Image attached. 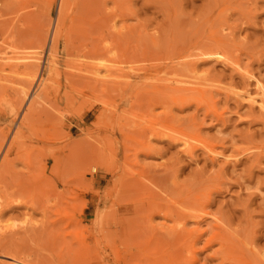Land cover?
Returning <instances> with one entry per match:
<instances>
[{
  "label": "rangeland",
  "instance_id": "obj_1",
  "mask_svg": "<svg viewBox=\"0 0 264 264\" xmlns=\"http://www.w3.org/2000/svg\"><path fill=\"white\" fill-rule=\"evenodd\" d=\"M59 1L0 0V264H142L153 231L171 232L152 247L158 264H232L239 251L264 261V113L238 96L255 91L243 71L264 83V0H100L87 19L83 0H68L54 48ZM216 39L236 67L186 64L185 55ZM28 64L38 65L40 96L14 113ZM176 79L188 89L173 88ZM193 137L210 141L215 154ZM146 194L204 202L211 213L197 227L187 221L189 235L175 242L172 221L141 223ZM215 218L229 220L239 251L205 246Z\"/></svg>",
  "mask_w": 264,
  "mask_h": 264
},
{
  "label": "bare ground",
  "instance_id": "obj_2",
  "mask_svg": "<svg viewBox=\"0 0 264 264\" xmlns=\"http://www.w3.org/2000/svg\"><path fill=\"white\" fill-rule=\"evenodd\" d=\"M79 1V0H78ZM97 1L99 2L100 0H83L82 1V3H83V6L80 4L79 5V7L80 6H82V7H80L79 9L81 10V13H80V11H79V14L81 15V16H90L89 15V13L91 12V8H92V6L94 5V4H96L97 3ZM67 2H69L68 0H60L59 1V6H58V11H57V16H56V20H55V22H54V24H53V28H52V35H51V37H50V43H51V45H54V48L57 46V44L59 43V40L61 39V35H62V33H61V29H62V27L65 25V21H66V18H67V8H68V5H67ZM101 2H102V0H101ZM81 3V2H80ZM92 5V6H91ZM99 5V4H98ZM98 5H97V8H98ZM95 6V5H94ZM97 8H92V9H97ZM93 10V11H94ZM92 11V12H93ZM97 11V10H96ZM95 14V13H94ZM80 16V17H81ZM79 17V16H78ZM85 17V18H86ZM85 18H83V19H85ZM76 19V18H75ZM79 19V18H78ZM80 19H82V17L80 18ZM87 19V18H86ZM77 21V20H76ZM81 21V20H80ZM80 21H78V22H80ZM83 21V20H82ZM91 21V20H90ZM86 22V21H85ZM85 22H84V24H85ZM97 23H98V21H97ZM101 23V22H100ZM79 24V23H78ZM80 24H83V23H81L80 22ZM87 24V23H86ZM91 25V24H90ZM90 25H88V26H90ZM93 25V24H92ZM103 24H100V26H102ZM87 26V27H88ZM95 26H98L97 24L95 25ZM91 27V26H90ZM99 27V26H98ZM102 28V27H101ZM100 28V29H101ZM78 29H79V27H78ZM85 29V28H84ZM89 29V28H88ZM95 30H92V29H90L92 32L93 31H98V30H96L97 28H94ZM86 30V29H85ZM82 31H83V29H82ZM76 32H78V31H76ZM88 32V31H87ZM82 33V32H81ZM85 35H88V34H85ZM44 37H45V35H43ZM79 36V35H78ZM84 36V35H83ZM89 36V35H88ZM120 36V35H119ZM43 37V38H44ZM80 37V36H79ZM121 37H123V35H121ZM46 39V38H45ZM154 39V38H153ZM156 39V38H155ZM42 40H44V39H42ZM217 40L218 39H216V42H217ZM155 42V41H154ZM214 43V46L213 45H211V47L210 48H207V46H206V48H204V49H202V50H199L198 48V52L195 50V52L196 53H194V51H193V53L191 54V53H189L188 55H185V57L186 58H188L189 57V60L187 61V63L186 64H191L192 66H194V65H196V63H198L199 61L201 62V61H207V59H213V60H217V61H220L222 64L224 63V64H227V65H229V64H231V65H233V67H236L237 65V63L235 64H232L233 63V60L232 59H228L229 57H227L226 55L228 54H224L223 53V49H221L222 47H221V43H219V40H218V42L217 43ZM219 43V44H218ZM220 45V46H219ZM213 46V47H212ZM39 47V46H38ZM42 47V46H41ZM203 48V47H202ZM187 49V48H186ZM40 50H41V48H40ZM55 50V49H54ZM194 50V49H193ZM91 51V50H90ZM189 51V50H188ZM225 52V51H224ZM34 53V52H33ZM92 53V52H91ZM181 53V52H180ZM183 53H185V52H183ZM226 53V52H225ZM26 54V53H25ZM31 54V53H30ZM37 54V53H36ZM177 55H179L178 53H177ZM52 56V55H51ZM50 56V58H51V60H52V58H54V57H51ZM34 56L33 55H30L29 57H27L29 60L31 59H34L33 58ZM85 57V56H84ZM176 57V56H175ZM11 58V57H10ZM174 58V57H173ZM181 58V57H180ZM180 58H179V60H180ZM185 58V59H186ZM191 58V59H190ZM231 58H233V57H231ZM12 59V58H11ZM86 59V58H85ZM91 59V58H90ZM175 60H177V59H175ZM229 60L231 61V63L229 62ZM42 61V60H41ZM182 61V60H181ZM30 62V61H29ZM33 62V61H32ZM111 62V61H110ZM109 62V63H110ZM174 62V61H173ZM184 62V61H183ZM185 62H186V60H185ZM184 62V63H185ZM238 62V61H237ZM28 63V62H27ZM112 63H113V61H112ZM118 63H120V62H118ZM181 63V62H180ZM122 64V63H121ZM175 64V63H174ZM179 64V63H178ZM202 64V63H201ZM240 64V63H239ZM31 65V64H30ZM113 65H115V64H113ZM119 65V64H118ZM234 65H236V66H234ZM116 66V65H115ZM175 66V65H174ZM243 66V65H242ZM76 67V66H75ZM78 67V66H77ZM88 67V66H87ZM110 67H112V66H110ZM188 67H190V65L188 66ZM244 67V66H243ZM114 69H116V67H113ZM133 68V67H132ZM168 68V67H167ZM170 68V67H169ZM169 68L168 69H166V70H169ZM191 68V67H190ZM193 68V67H192ZM195 68V67H194ZM47 69H48V67H47ZM97 69V68H96ZM95 69V70H96ZM112 69V68H111ZM110 68H109V66L106 68V71H108V72H110V70H111ZM114 69L113 70H111L112 71V73H113V71H114ZM134 69V68H133ZM171 69H172V67H171ZM178 69V68H177ZM238 69V68H237ZM236 69V70H237ZM90 70V69H89ZM117 70H120V69H117ZM121 70H123V69H121ZM179 70V69H178ZM182 70V69H181ZM194 70H196V68L195 69H193V71ZM235 70V69H234ZM241 70V69H240ZM99 71V70H98ZM171 71V70H170ZM174 71H175V69H174ZM174 71H172V73L174 72ZM192 71V70H191ZM238 71V70H237ZM246 71V72H245ZM245 71H243L244 73H241L244 77H246V79H248V80H254L255 81V83H254V85H255V91L254 92H252V91H250L249 89H247V88H245V90L241 93V94H238V96L243 100V101H245L246 102V104H249V105H251V106H255V107H258V109L260 110V112H262V113H264V83H262L259 79H257L255 76H254V74H252V73H250V71L248 72V70H245ZM16 72V71H15ZM97 72V71H96ZM95 72V73H96ZM119 72V71H118ZM168 72V71H167ZM176 73H177V71H175ZM233 72V71H232ZM235 72V71H234ZM240 72H242V71H240ZM251 72H252V70H251ZM21 73H23V72H21ZM25 73V76H26V79H24L25 81L24 82H26V84L24 83V85H20V89H18L19 91H18V93H20V101L19 102H17L16 103V105H13L12 106V111L11 112H18V109H20L19 108V106L21 107V103L25 100V101H28L29 102V104H31L32 103V99L35 97L34 95H36V96H40V93L38 92L39 90V87L42 85V82H41V76L38 74V65H33V66H29V64H28V67H27V71L26 72H24ZM23 73V74H24ZM40 73V72H39ZM64 73V72H63ZM116 73V76H117V71L115 72ZM175 73V74H176ZM194 73V72H193ZM65 74V73H64ZM63 74V75H64ZM111 74V73H110ZM119 74V73H118ZM120 74H121V72H120ZM120 74H119V76H120ZM126 74H128V72H126ZM126 74L124 73V77L126 76ZM130 74V73H129ZM128 74V75H129ZM178 74V73H177ZM171 75H173V74H171ZM179 75V74H178ZM238 75V74H237ZM113 76H115V74L113 75ZM118 76V77H119ZM122 76V75H121ZM110 77H111V75H110ZM171 77H174V76H171ZM192 77V76H191ZM4 78V77H3ZM2 78V79H3ZM5 78H7V77H5ZM4 78V79H5ZM127 78H128V76H127ZM168 78V77H167ZM193 78V77H192ZM195 78V77H194ZM200 78V77H199ZM49 79V78H48ZM168 79H170V78H168ZM178 79V78H177ZM177 79L176 80H173V82L174 81H177ZM198 79V78H197ZM18 80H20V79H18ZM179 80H180V78H179ZM182 80V79H181ZM180 80V81H181ZM184 80V79H183ZM183 80H182V83H185V81L183 82ZM196 80V79H195ZM23 81V80H22ZM169 81V80H168ZM16 82V81H15ZM17 82H19V81H17ZM37 82V84H36V86L35 87H37V85H38V88H35L34 90H32V86H33V84L34 83H36ZM106 82V81H105ZM112 82V81H111ZM122 83L121 81H118V83ZM172 82V83H173ZM178 82V81H177ZM177 82H174V84H173V88H177V87H179L180 88V90H181V88L182 87H184V86H182V87H180V85L178 86V85H175V84H178ZM189 82H190V85H191V83L194 85V83H195V81L194 82H192V81H190L189 80ZM20 84L22 83V82H19ZM113 83V82H112ZM171 83V82H170ZM196 83H198V82H196ZM249 83V82H248ZM188 84V83H187ZM199 84H201V83H199ZM199 84H197L198 86H199ZM26 85V86H25ZM35 85V84H34ZM174 85H175V87H174ZM183 85V84H182ZM208 85V84H207ZM210 85H212V84H210ZM44 86V85H43ZM113 86H114V84H113ZM118 86H120V85H118ZM118 86H114V87H118ZM188 86V85H187ZM196 86V85H195ZM209 86V85H208ZM186 87V86H185ZM185 87L184 88H182V89H185ZM189 87V86H188ZM201 87V86H200ZM54 88V87H53ZM179 88H177V89H179ZM193 89H195L194 87H192ZM192 88H190V89H192ZM198 88V87H197ZM176 89V90H177ZM188 88L186 87V89L185 90H187ZM202 89V88H201ZM200 89V90H201ZM204 89V88H203ZM240 89V88H239ZM198 90V89H197ZM10 96V95H9ZM37 98V97H36ZM39 99V98H38ZM11 100V99H10ZM19 100V99H18ZM40 100V99H39ZM44 100V99H43ZM43 100H41L42 102H43ZM41 101H40V103H41ZM6 102H8L9 103V101L7 100V101H5V103ZM34 102H36V100H34ZM38 102V101H37ZM40 103H38V105H40ZM103 103V102H102ZM14 104V103H13ZM28 104V106L30 107V105ZM37 104H36V108H38L37 106H38ZM85 105V104H84ZM90 106V105H89ZM29 107H28V110H29ZM33 107H35V106H33ZM88 107V106H87ZM2 108V107H1ZM32 107H30V109H31ZM90 107H88V109H89ZM34 110L33 111H35V108H33ZM81 109V108H80ZM26 110H27V108H26ZM32 110V109H31ZM46 110V109H45ZM38 111H40V108H39V110ZM26 112V111H25ZM31 111H29V113H30ZM37 112V111H36ZM42 111H40V113H41ZM48 112V111H47ZM22 113H24V112H22ZM27 113V115H29V113L28 112H26ZM25 113V114H26ZM43 113H45L44 111H43ZM215 113V112H214ZM25 114H23L24 116H25ZM51 113L49 112V115H50ZM12 115H13V113H12ZM40 115H42V114H40ZM44 115V114H43ZM24 116H22L21 118H24ZM27 117H32L31 115L30 116H27ZM35 117V116H34ZM46 117V116H45ZM26 118V117H25ZM56 118V117H55ZM31 119V118H30ZM29 119V120H30ZM39 119V118H38ZM41 119V118H40ZM24 121H25V119H23ZM26 120H28V119H26ZM43 121V120H42ZM27 122V121H26ZM25 122V123H26ZM36 122H38L37 120H36ZM35 122V123H36ZM41 123V122H40ZM8 124V123H7ZM24 124V123H23ZM57 130V129H56ZM21 131H22V129L20 130V131H18L17 132V139L19 138V135L21 134ZM53 131V130H52ZM52 131H50V132H52ZM55 131V130H54ZM53 131V132H54ZM59 131V130H58ZM57 131V132H58ZM41 132V131H40ZM57 132H56V134L55 135H57L58 136V134H57ZM43 134V133H42ZM181 134H183V133H181ZM40 135V134H39ZM38 135V136H39ZM60 135V134H59ZM56 136V137H57ZM46 137V136H45ZM67 138V137H66ZM94 138V137H93ZM15 139V138H14ZM13 139V140H14ZM16 139V140H17ZM95 139V138H94ZM193 139L194 140H199L200 139V137L198 138H196V137H193ZM20 140V139H19ZM182 143L184 144V147L185 148H187L186 149V151H189L190 153L192 152V149H190L192 146H191V144H190V142H189V139H186V138H183L182 137ZM201 140V143H202V145L204 146V148L206 149V150H208L211 154H215V149H214V145L212 144V143H210V141L209 142H206V140H202V139H200ZM18 141V140H17ZM73 142V141H72ZM71 142V143H72ZM75 143V142H74ZM77 143V142H76ZM16 144V143H15ZM17 144H19V143H17ZM75 145V144H74ZM77 145V144H76ZM91 144H89L88 146H90ZM12 147V146H11ZM71 147H72V145H71ZM260 147H262V146H260ZM66 148V147H65ZM87 148V147H86ZM259 148V147H258ZM64 149V148H63ZM91 149H93V148H91ZM10 150V149H9ZM67 150V149H66ZM73 150V149H72ZM71 150V151H72ZM69 151V150H68ZM70 151V152H71ZM75 151V150H74ZM85 151H86V149H85ZM93 150H91V152H92ZM94 151H95V149H94ZM93 151V152H94ZM145 151H147V149L145 150ZM189 152H187V153H189ZM260 152H262V148H260ZM72 153V152H71ZM189 153V154H190ZM89 155H92V154H89ZM94 155V154H93ZM77 157V156H76ZM90 157V156H89ZM3 166V165H2ZM1 167V166H0ZM1 174H3V173H1ZM1 174H0V177H1ZM2 178V177H1ZM1 181V180H0ZM1 182H3V181H1ZM0 182V183H1ZM160 182V181H159ZM144 185V184H143ZM143 185H141V186H143ZM218 185V184H217ZM214 186V185H213ZM220 186V185H219ZM144 187H145V185H144ZM143 187V188H144ZM169 187V186H168ZM162 188V187H161ZM214 188H216V187H214ZM163 189H167V188H163ZM173 188H171V189H169V190H172ZM218 189V188H217ZM144 190V189H143ZM214 190H216V189H214ZM147 191H148V189L146 190V193H147ZM142 192H145V190L144 191H142ZM141 192V193H142ZM149 192H151V191H148V193L147 194H149ZM170 192H172V191H170ZM193 192V191H192ZM212 192V191H211ZM218 192H219V189H218ZM158 193V192H157ZM191 193V192H190ZM201 193V192H200ZM144 193H142V195H143ZM146 194V195H147ZM178 194H182V193H178ZM193 194V193H192ZM156 195V193H154V196ZM170 195V194H169ZM175 195V194H174ZM197 195H199V194H197ZM147 196H149V197H151V194L150 195H147ZM177 196H179V195H177ZM177 196H176V198H177ZM184 196V195H183ZM207 196V195H206ZM141 197V196H140ZM143 197H145V196H143ZM143 197H141V198H143ZM157 197L159 198L160 196H158V194H157ZM156 197V198H157ZM164 197V196H163ZM181 197V196H180ZM187 197V196H186ZM199 197H201V196H199ZM209 197V196H208ZM208 197H206V198H208ZM155 198V197H154ZM156 198H155V200H156ZM185 198V197H184ZM189 198V197H188ZM193 198H194V196H193ZM198 198V197H197ZM210 199H211V197H209ZM146 199H148V197L146 198ZM150 200H146V202L143 204V203H139L140 205H138V206H140V207H138L137 208V210L139 211H141V213H142V211L143 212H145L146 213V215H145V213L143 214H141L142 216L143 215H145L144 217H140L141 219V223L144 225V222H145V224L147 225H149V224H151V225H155V224H152V220H153V217H155V216H162L164 219H166V220H170V221H172V225H171V229H172V231H174V232H178L177 233V236H173V240L175 239V242H176V240L178 239V241L180 240V234H179V232H181V231H183L184 230V227H185V225H186V223H187V221H194V223H195V225H196V227L199 225V223H201V222H203V221H205L204 219L206 218V217H208L209 215H210V213L211 212H207L208 210H206L205 211V204L204 205H202V203H204V202H202V203H200V201L198 202V200L197 201H194L196 198H194L193 199V202L194 203H196V202H198V205H197V203L196 204H193V203H191L190 202V204L187 206V205H182V203L181 202H175V204H172V203H166V202H164V200H163V198H161L162 200H160V198L158 199V200H160V201H158V200H154L153 199V196L151 197V198H149ZM168 198L166 197V200H167ZM178 199V198H177ZM177 199H175V200H177ZM192 199V198H191ZM199 199V198H198ZM204 199V198H203ZM169 200V199H168ZM183 200V199H182ZM190 200V199H189ZM141 201V200H140ZM142 201H144L143 199H142ZM160 202V203H158V202ZM184 201L185 200H183L182 202L184 203ZM204 201H205V199H204ZM206 201H208L209 202V199L208 200H206ZM163 202V203H162ZM168 202V201H167ZM171 202H173V201H171ZM187 202V201H186ZM211 202V201H210ZM209 202V203H210ZM201 205H200V204ZM206 204H208L207 202H206ZM200 205V206H199ZM141 209H144V210H141ZM80 210V209H79ZM136 210V212H138ZM78 212V211H77ZM80 214V213H79ZM213 215V214H212ZM116 216V215H115ZM145 218V219H144ZM121 219V218H120ZM224 220V219H223ZM99 221V220H98ZM118 221V220H117ZM214 224H213V226H212V235L210 236V238L206 241V243L204 242V244H205V246H208V245H210V244H212V243H214V242H216V244L218 243V247H220V248H218V250L219 249H223V250H226L227 251V253L228 254H230L233 250H234V247L235 246H237L236 245V243H235V241L233 242V237H231V236H233L231 233V231H230V229L229 228H227V226L228 225H226L228 222H229V220H225V221H222V220H220V219H218V218H215L214 220ZM227 221V223H225ZM209 222H211V221H209ZM206 223H207V221H206ZM212 223V222H211ZM230 223V222H229ZM209 224V223H208ZM143 225L142 226H139L140 228H141V230H145V235H146V232H148L147 230L148 229H146L145 227L144 228H142L143 227ZM151 225H150V228H152L153 229V227H151ZM166 225V224H165ZM168 225H170V224H168ZM201 225V224H200ZM230 225V224H229ZM123 227V226H122ZM157 227V226H156ZM168 227V226H167ZM229 227V226H228ZM139 228V229H140ZM147 228H149V226L147 227ZM232 228V227H231ZM157 229H158V227H157ZM171 229H170V231H171ZM144 230H143V232H144ZM149 230H151V229H149ZM155 230V229H154ZM234 230V229H233ZM162 231H164L163 229H162ZM187 231H189V230H187ZM141 232V231H140ZM152 232V231H151ZM150 232V233H151ZM154 232H156V231H153V233H151V234H154ZM184 233H186V231L184 230L183 231ZM191 232V231H190ZM205 232V231H204ZM208 232V231H207ZM231 232V233H230ZM245 232V231H244ZM150 233H147V236L149 237V235L148 234H150ZM160 233H162L161 231H159L158 233H156L155 235H153V236H156V237H158V239H155L154 237H152L151 236V234H150V237L151 238H147V239H145V240H143V245L145 246V249H146V251L148 252L147 254H144L143 252H141V253H143V255H146V256H144V257H142L141 256V258H142V260H143V262H142V264H156L157 262L159 263L160 261H157V257L159 258V256H157V255H159V254H157L158 252H155V253H151L152 251L154 252V250L152 249V247L155 245V248H157V246H158V242H159V244L161 243V241L163 242V241H165L164 239L166 238V235H164V236H162V237H165L164 239H162V237L161 236H157V235H160ZM166 233V232H165ZM164 232L162 233V234H165ZM168 233V232H167ZM166 233V234H167ZM171 233V232H170ZM170 233H168L167 235H169ZM173 233V232H172ZM182 233V232H181ZM233 233H236L235 231L233 232ZM140 234V233H139ZM174 234V233H173ZM179 234V235H178ZM186 234H188L189 235V232H187ZM202 234V233H201ZM242 234V233H241ZM144 234L142 233V236H143ZM198 235H200V234H198ZM236 235V234H235ZM244 235V234H243ZM183 236V238H185V235H181V237ZM187 236V235H186ZM196 236V235H195ZM201 236V235H200ZM199 236V237H200ZM236 236H238V235H236ZM236 236L234 237V238H236ZM160 237V238H159ZM171 237V235H169L168 236V238H170ZM188 237V236H187ZM198 236H196V238H197ZM142 239H143V237H141ZM146 238V237H145ZM154 238V239H153ZM182 238V239H183ZM189 239L191 238V236L190 237H188ZM195 238V237H194ZM204 238V237H203ZM255 238V237H254ZM258 238V237H257ZM162 239V240H161ZM172 239V238H171ZM181 239V240H182ZM198 239V238H197ZM197 239H195V240H197ZM205 239V238H204ZM140 240V239H139ZM155 240V241H154ZM187 240V239H186ZM238 240V239H237ZM236 240V241H237ZM242 240V239H241ZM245 241V240H244ZM251 241V240H250ZM193 242V239H192V241H191V243ZM195 242V241H194ZM241 242V241H240ZM238 242L237 241V243L238 244H242L243 245V243L241 242ZM255 242V241H254ZM178 243H180V242H178ZM196 243V242H195ZM234 243V244H233ZM157 244V245H156ZM203 244V245H204ZM251 244V243H250ZM182 245V244H181ZM184 245V244H183ZM235 245V246H234ZM242 245L240 246V248L241 249H244V247H245V245H244V247H242ZM247 245H248V243H247ZM190 246H191V244H190ZM194 246V245H193ZM159 247V246H158ZM161 247V246H160ZM187 247V246H186ZM192 247V246H191ZM238 247V246H237ZM140 248H142L141 246H140ZM247 248V247H246ZM257 248V247H256ZM150 249V250H149ZM142 250H143V248H142ZM217 250V251H218ZM237 250H238V248H237ZM237 250H235V251H237ZM150 251V252H149ZM220 252H221V250H219ZM218 251V252H219ZM235 251H233L232 253H235ZM239 251V250H238ZM145 252V251H144ZM215 252V251H214ZM225 252V251H224ZM224 252H222V253H224ZM149 253H151V255H148ZM231 253V254H232ZM239 253V254H238ZM156 254V255H155ZM221 254V253H220ZM237 256H233L232 255V258H231V255H229L230 256V258H231V260H233V263L232 264H264V261H261V260H259V261H254L253 259H251V257H248L247 255H245V253H244V251H242V252H237ZM224 255H225V253H224ZM224 255H222V256H224ZM155 257V259H156V261H154V260H151V259H153L154 257ZM150 257H152L151 259H149ZM228 257V256H227ZM255 257H257V256H255ZM143 258H145V259H143ZM193 258V257H192ZM116 259H119V258H117L116 257ZM162 259V258H161ZM258 259H260V257L258 256ZM159 260H160V258H159ZM227 260V259H226ZM230 261V260H229ZM224 262V261H223ZM157 263V264H158Z\"/></svg>",
  "mask_w": 264,
  "mask_h": 264
}]
</instances>
